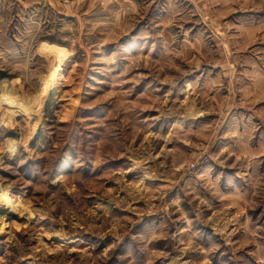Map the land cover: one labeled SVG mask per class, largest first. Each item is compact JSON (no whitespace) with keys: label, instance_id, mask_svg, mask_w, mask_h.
<instances>
[{"label":"rangeland","instance_id":"obj_1","mask_svg":"<svg viewBox=\"0 0 264 264\" xmlns=\"http://www.w3.org/2000/svg\"><path fill=\"white\" fill-rule=\"evenodd\" d=\"M188 2L0 0V264H264V29Z\"/></svg>","mask_w":264,"mask_h":264},{"label":"crops","instance_id":"obj_2","mask_svg":"<svg viewBox=\"0 0 264 264\" xmlns=\"http://www.w3.org/2000/svg\"><path fill=\"white\" fill-rule=\"evenodd\" d=\"M189 1L188 3L194 4L197 0H185ZM208 3H210V7H216V11L225 15V21H213V25H216V27L212 26L213 28H218L219 33H221V30L224 31L226 28V24L228 22H231L233 18L227 17L226 14L230 15H236L237 18L233 20L236 28L239 30L245 31L248 35H252L253 33L257 32L258 30L264 29V8L263 7L264 0H207ZM211 2L215 5H212ZM209 10H207V13L210 11V7L205 5ZM203 6V7H205ZM215 11V10H214ZM262 17L260 18V16ZM230 19V21H229ZM223 35V34H222ZM226 58V57H225ZM227 59V58H226ZM229 118V115H228ZM213 136V135H212ZM211 136V137H212ZM214 170V167H204L202 171L203 174L208 173H214L212 172ZM198 175V174H197ZM194 177L187 175V173H183L182 177L180 178L181 184L190 182ZM180 184V182H179ZM212 184L213 181H212Z\"/></svg>","mask_w":264,"mask_h":264},{"label":"built area","instance_id":"obj_3","mask_svg":"<svg viewBox=\"0 0 264 264\" xmlns=\"http://www.w3.org/2000/svg\"><path fill=\"white\" fill-rule=\"evenodd\" d=\"M105 1V0H104ZM207 160V157L201 156L199 159L191 164V169L197 168L199 166L200 162H205Z\"/></svg>","mask_w":264,"mask_h":264},{"label":"bare ground","instance_id":"obj_4","mask_svg":"<svg viewBox=\"0 0 264 264\" xmlns=\"http://www.w3.org/2000/svg\"><path fill=\"white\" fill-rule=\"evenodd\" d=\"M11 96V95H10ZM9 97V96H8ZM5 104H7V105H10V106H13V105H15L16 104V100L14 99V98H12V97H10V98H6V100H5ZM13 113V112H12ZM200 115V114H199Z\"/></svg>","mask_w":264,"mask_h":264}]
</instances>
